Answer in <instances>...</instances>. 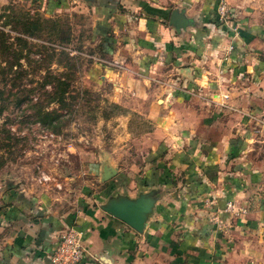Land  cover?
<instances>
[{
  "label": "crops",
  "instance_id": "crops-1",
  "mask_svg": "<svg viewBox=\"0 0 264 264\" xmlns=\"http://www.w3.org/2000/svg\"><path fill=\"white\" fill-rule=\"evenodd\" d=\"M29 2L54 12L69 0ZM93 8L101 47L119 67L116 99L136 100L131 108L151 124L141 143L156 159L145 170L162 178L152 187L156 208L140 233L90 198L58 215L19 197L0 213L9 230L0 264H50L68 226L90 251L80 264H264V0H94ZM176 9L182 18L172 19ZM147 187L121 184L114 194Z\"/></svg>",
  "mask_w": 264,
  "mask_h": 264
},
{
  "label": "rangeland",
  "instance_id": "rangeland-1",
  "mask_svg": "<svg viewBox=\"0 0 264 264\" xmlns=\"http://www.w3.org/2000/svg\"><path fill=\"white\" fill-rule=\"evenodd\" d=\"M229 10L221 23L233 21ZM96 24L91 1L50 12L29 0H0V33L23 52L6 58L0 37V136L10 137L0 144V213L20 197L61 215L87 198L98 206L113 186L160 184L154 167L145 170L156 161L141 143L151 124L132 109L136 100L116 99L119 67ZM7 61L16 64L11 73ZM104 165L112 178H103ZM8 235L0 229V245Z\"/></svg>",
  "mask_w": 264,
  "mask_h": 264
},
{
  "label": "water",
  "instance_id": "water-1",
  "mask_svg": "<svg viewBox=\"0 0 264 264\" xmlns=\"http://www.w3.org/2000/svg\"><path fill=\"white\" fill-rule=\"evenodd\" d=\"M85 1L93 2L94 0ZM182 17L183 14H181L179 10L176 9L173 11L172 19H180ZM102 171L104 179H110L116 174L114 170L109 172L107 165L102 167ZM115 189L116 186H113L108 190L105 202L103 201L100 203L101 208L110 215L120 219L137 232H145L149 225L150 215L156 208V201L151 197L154 190H152V186L145 188L149 190L148 192H142L136 197H130L123 193H117L115 195Z\"/></svg>",
  "mask_w": 264,
  "mask_h": 264
},
{
  "label": "built area",
  "instance_id": "built-area-1",
  "mask_svg": "<svg viewBox=\"0 0 264 264\" xmlns=\"http://www.w3.org/2000/svg\"><path fill=\"white\" fill-rule=\"evenodd\" d=\"M222 18H226L229 9L223 4L220 7ZM230 208H235L229 203ZM84 233L75 226H68L61 233L57 247L50 255V264H80L90 253L85 244Z\"/></svg>",
  "mask_w": 264,
  "mask_h": 264
},
{
  "label": "trees",
  "instance_id": "trees-1",
  "mask_svg": "<svg viewBox=\"0 0 264 264\" xmlns=\"http://www.w3.org/2000/svg\"><path fill=\"white\" fill-rule=\"evenodd\" d=\"M0 37H2V41H1V45H2V47H3V53L5 54V56H6V58H10V56L12 55V54H15L16 56L17 55H19L18 56V59H19V57H22L23 56V52H21V51H16V49H15V47H13V43L11 42V37L9 36V34L7 33V32H1L0 33ZM25 42V41H24ZM26 43V42H25ZM16 51V52H15ZM12 52H14V53H12ZM12 53V54H11ZM8 63H9V66H8V68L6 69V70H4V71H6L7 73H11L12 71H13V68H14V66H16V64H14L13 62H11V61H7ZM66 83L67 82H65L64 84L66 85ZM66 91L68 90L67 88L65 89ZM66 91H63V93L65 94V92ZM62 93V94H63ZM64 94H63V96H64ZM56 97H54L53 99H55ZM5 132H8V131H6L5 130ZM8 139H10V137H8V135H6L5 137H2V136H0V144L2 143V142H5V141H7ZM147 186H149V185H152V184H146Z\"/></svg>",
  "mask_w": 264,
  "mask_h": 264
}]
</instances>
